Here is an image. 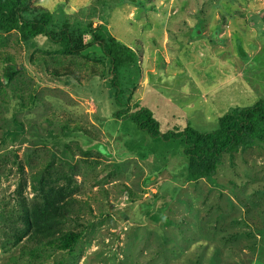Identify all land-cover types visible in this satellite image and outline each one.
<instances>
[{"label": "rangeland", "instance_id": "rangeland-1", "mask_svg": "<svg viewBox=\"0 0 264 264\" xmlns=\"http://www.w3.org/2000/svg\"><path fill=\"white\" fill-rule=\"evenodd\" d=\"M99 1L33 6L71 23L106 19L139 58L131 108L149 109L163 133H211L264 100V0H116L107 14ZM105 70L45 38L28 48L0 33V264H264V147L188 182L178 144L115 118ZM68 234L80 240L64 251Z\"/></svg>", "mask_w": 264, "mask_h": 264}, {"label": "trees", "instance_id": "trees-1", "mask_svg": "<svg viewBox=\"0 0 264 264\" xmlns=\"http://www.w3.org/2000/svg\"><path fill=\"white\" fill-rule=\"evenodd\" d=\"M35 0H0V33L17 32L25 46L31 48L38 38H45L57 48L59 54L67 57L84 56L86 59L105 66L111 77L110 88L114 103L118 108L115 118L131 121L137 129L147 134L155 145L178 144L186 160V180L197 183L213 179L226 155H235L242 150L264 147V100L249 108H236L218 119V128L211 133H203L191 126L174 129L167 133L153 113L140 105L131 108L132 97L141 76L139 58L132 48L119 42L110 32L107 20L94 27L92 22L71 23L63 13H54L33 6ZM135 2L136 0H123ZM102 13L107 14L109 6L116 0H100ZM87 37L91 40L87 42ZM105 70V71H106ZM125 74L134 76L127 82ZM19 75L17 66H7L4 83L10 85ZM104 75V74H102ZM129 86V87H128ZM5 145L6 141H2ZM159 146L139 157L147 160L150 155L159 154ZM80 236L68 234L63 238L61 249L70 251L78 243Z\"/></svg>", "mask_w": 264, "mask_h": 264}]
</instances>
